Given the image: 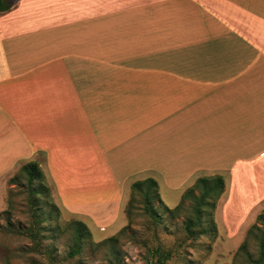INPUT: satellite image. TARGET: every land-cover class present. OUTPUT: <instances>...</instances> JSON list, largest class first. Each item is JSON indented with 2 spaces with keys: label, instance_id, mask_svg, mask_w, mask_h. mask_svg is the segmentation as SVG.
<instances>
[{
  "label": "crops",
  "instance_id": "0c3cea01",
  "mask_svg": "<svg viewBox=\"0 0 264 264\" xmlns=\"http://www.w3.org/2000/svg\"><path fill=\"white\" fill-rule=\"evenodd\" d=\"M40 153L66 212L104 208L114 225L104 203L148 177L169 208L214 174L246 209L264 202V0H20L0 12V199Z\"/></svg>",
  "mask_w": 264,
  "mask_h": 264
},
{
  "label": "rangeland",
  "instance_id": "374dc122",
  "mask_svg": "<svg viewBox=\"0 0 264 264\" xmlns=\"http://www.w3.org/2000/svg\"><path fill=\"white\" fill-rule=\"evenodd\" d=\"M19 2L15 0V4ZM44 160L41 153L32 160L45 174L44 181H35L34 188L40 193L32 192L26 174L10 182L21 167L2 184L0 264H152L158 259V251L171 253L165 264H260L256 261L260 256L257 231L245 249L239 248L264 202L249 210L244 207L245 200L234 201L227 193L222 194L213 212L216 231L209 228L208 233L193 238L185 229L186 220L193 214L190 201L174 209L163 200H155L153 215L141 194L136 193L134 201H130V189L120 202L121 207L111 200L104 203L119 218L114 225L104 208L96 215L66 212L42 166ZM258 170L260 180L261 168ZM223 172L229 176L227 187L232 188L230 173ZM204 219L209 220L206 216ZM78 221L91 231L79 245Z\"/></svg>",
  "mask_w": 264,
  "mask_h": 264
},
{
  "label": "trees",
  "instance_id": "16d2710c",
  "mask_svg": "<svg viewBox=\"0 0 264 264\" xmlns=\"http://www.w3.org/2000/svg\"><path fill=\"white\" fill-rule=\"evenodd\" d=\"M15 5V0H0V12H8ZM22 174H26L31 184V190L33 193H40L41 190L35 189V181H44L45 174L40 168L38 162L29 161L24 163L15 176L10 180H17ZM226 188L225 177L222 174L205 175L197 178L195 183L187 188L182 195L179 204L174 209L182 208L187 201L192 203L193 214L188 217L185 223V229L190 237L196 238L208 233V229L216 231V224L213 218V212L216 208L217 201L224 193ZM136 193L142 195L145 206L150 214L154 215L155 200H162L159 192V184L152 177L145 178L143 180L135 181L132 184V197L131 202L134 201ZM169 208V207H168ZM209 220H205L204 217ZM77 227V244L85 238L91 235L89 227L82 221H78ZM257 231L258 238L260 240V256L256 260L260 264H264V209H262L257 217L256 222L249 228L246 239L241 244L239 250H243L249 244V239L253 233ZM78 249V248H76ZM76 251V250H75ZM158 259L152 264H165L170 258V252L158 251ZM74 255V253H72Z\"/></svg>",
  "mask_w": 264,
  "mask_h": 264
}]
</instances>
